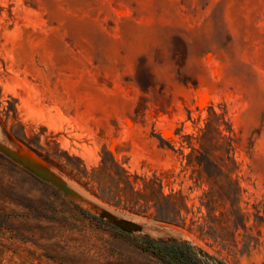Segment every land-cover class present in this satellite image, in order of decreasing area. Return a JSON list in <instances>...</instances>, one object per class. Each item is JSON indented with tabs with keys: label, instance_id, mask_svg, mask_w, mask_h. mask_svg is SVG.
Instances as JSON below:
<instances>
[{
	"label": "rangeland",
	"instance_id": "rangeland-1",
	"mask_svg": "<svg viewBox=\"0 0 264 264\" xmlns=\"http://www.w3.org/2000/svg\"><path fill=\"white\" fill-rule=\"evenodd\" d=\"M0 133L143 227L0 153V264H264V0H0Z\"/></svg>",
	"mask_w": 264,
	"mask_h": 264
},
{
	"label": "water",
	"instance_id": "water-1",
	"mask_svg": "<svg viewBox=\"0 0 264 264\" xmlns=\"http://www.w3.org/2000/svg\"><path fill=\"white\" fill-rule=\"evenodd\" d=\"M6 136L8 143L0 141V153L7 158L19 164L38 178L50 183L70 199L85 204L90 211L119 229L126 232L143 231L141 225L131 220L121 218L95 202L83 197L80 193L75 191L63 177L53 171L49 164L40 158L31 148L12 135L7 134Z\"/></svg>",
	"mask_w": 264,
	"mask_h": 264
},
{
	"label": "trees",
	"instance_id": "trees-1",
	"mask_svg": "<svg viewBox=\"0 0 264 264\" xmlns=\"http://www.w3.org/2000/svg\"><path fill=\"white\" fill-rule=\"evenodd\" d=\"M151 250L162 259L169 260L171 264H207L197 256L191 246L187 245H163Z\"/></svg>",
	"mask_w": 264,
	"mask_h": 264
},
{
	"label": "bare ground",
	"instance_id": "bare-ground-1",
	"mask_svg": "<svg viewBox=\"0 0 264 264\" xmlns=\"http://www.w3.org/2000/svg\"><path fill=\"white\" fill-rule=\"evenodd\" d=\"M1 138H2V135H1V133H0V140H1ZM2 141V140H1ZM6 142V141H5ZM68 183H69V185L71 186V187H73V189H75V191H77L78 193H80L83 197H85L86 199H88V200H91V201H95L96 202V200L95 199H93V197H91V195H88V194H86V192L84 191H82V189L81 190H79V188H77L78 187V185L76 184H70L71 182H69L68 181ZM76 186V187H75ZM82 205H84L85 207H87L85 204H83L82 203ZM109 210V209H108ZM112 213H114V211L112 212ZM117 214V213H116Z\"/></svg>",
	"mask_w": 264,
	"mask_h": 264
}]
</instances>
